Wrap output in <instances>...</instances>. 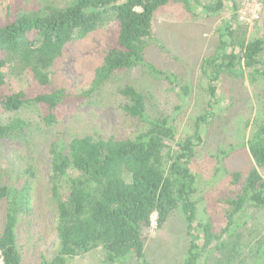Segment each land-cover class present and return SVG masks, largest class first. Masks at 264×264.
Masks as SVG:
<instances>
[{"label": "trees", "instance_id": "obj_1", "mask_svg": "<svg viewBox=\"0 0 264 264\" xmlns=\"http://www.w3.org/2000/svg\"><path fill=\"white\" fill-rule=\"evenodd\" d=\"M174 2L192 10L190 0H11L0 17V116L37 107L41 125L46 127L94 104L116 74L145 64L146 48L155 40L156 14ZM201 4L208 15L225 7L224 0ZM237 9L234 2L231 10ZM105 25L110 33L108 53L96 68L90 87L73 91L56 85L54 68L64 48ZM218 30L217 52L202 64L210 81V107L218 103L216 82L223 73H247L251 82L264 84V36H250L248 26L235 13ZM22 72L32 74L34 83L16 90L9 76ZM119 93L125 114L137 122L135 133L124 138L86 134L68 142L55 141L50 147L58 251L41 264H67L69 258L97 247L104 249L106 264L130 256L147 264L143 231L151 227L154 215L161 228L175 211L183 214L190 238L182 264H201L213 247L232 243L223 259L229 264L246 225L244 216L251 209L264 210V102L252 136L242 144L252 157L250 169L246 175L240 170L228 171L236 195L226 201L225 226L214 233L210 220L197 221V201L193 199L197 192L193 161L203 141L198 132L208 114L198 117L194 135L178 139L173 120L151 116L146 95L136 86L125 84ZM32 129V123L20 117L8 122L0 118V140L25 136ZM34 177L28 168L13 182L0 180V209L5 204L0 264H24L17 228L32 212ZM261 242L256 254L264 259Z\"/></svg>", "mask_w": 264, "mask_h": 264}, {"label": "rangeland", "instance_id": "obj_2", "mask_svg": "<svg viewBox=\"0 0 264 264\" xmlns=\"http://www.w3.org/2000/svg\"><path fill=\"white\" fill-rule=\"evenodd\" d=\"M10 1L0 0V17L4 16ZM39 1L31 0L32 3ZM190 1L192 10L186 9L183 3L174 2L156 14L155 40L146 48L145 64L116 74L94 104L46 127L41 125L37 107L1 114L4 122L20 117L33 125L25 136L0 140L2 182H13L28 168L35 173L32 212L21 219L17 228L24 264H41L58 251L57 204L50 183L49 150L52 143L68 142L86 134L124 138L135 133L137 122L125 114L119 93V88L128 83L146 95L151 116H167L173 120L178 139L194 135L196 120L208 114L198 132L203 141L198 144L193 161V172L197 176V192L193 199L197 201V221L210 220L214 233H219L225 226L226 201L236 195L228 171L240 170L246 175L250 169L252 157L248 147L242 144L255 130L257 114L264 102V84L251 82L247 73H223L216 82L219 85L218 103L208 106L210 81L202 71V64L206 57L217 52L218 29L223 21L233 13L239 15L238 9L231 10L234 2L238 5V0H224V9L210 15L203 11L201 1L204 4L211 0ZM261 4L258 22L248 26L252 37L264 36V0ZM108 28V25L102 26L85 39L64 48L63 56L54 68L56 85L73 91L90 87L96 68L104 63L108 53ZM9 80L16 90L28 89L34 83L32 74L27 72L11 74ZM4 222L5 204L0 209V234ZM243 222L246 225L240 232H243L241 237L236 238L239 245L229 264H264V259L256 254L264 241V210L251 209ZM143 238L147 264H182L190 248L186 221L180 211L171 213L161 228L154 215L151 227L143 231ZM229 246L213 247L201 264H227L223 259ZM67 264H106V253L102 247H97L85 255L69 258ZM117 264L143 263L130 256Z\"/></svg>", "mask_w": 264, "mask_h": 264}, {"label": "built area", "instance_id": "obj_3", "mask_svg": "<svg viewBox=\"0 0 264 264\" xmlns=\"http://www.w3.org/2000/svg\"><path fill=\"white\" fill-rule=\"evenodd\" d=\"M262 0H238V13L241 22L247 26H253V24L260 17Z\"/></svg>", "mask_w": 264, "mask_h": 264}]
</instances>
